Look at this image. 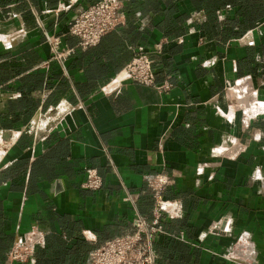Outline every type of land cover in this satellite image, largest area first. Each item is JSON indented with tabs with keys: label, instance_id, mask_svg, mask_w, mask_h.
<instances>
[{
	"label": "crops",
	"instance_id": "0c3cea01",
	"mask_svg": "<svg viewBox=\"0 0 264 264\" xmlns=\"http://www.w3.org/2000/svg\"><path fill=\"white\" fill-rule=\"evenodd\" d=\"M98 1L0 0V264H88L152 222L155 176L156 264H264V0H118L121 24L83 51L68 26ZM47 36L75 50L65 69ZM139 50L169 91L122 76Z\"/></svg>",
	"mask_w": 264,
	"mask_h": 264
},
{
	"label": "built area",
	"instance_id": "2783aa9c",
	"mask_svg": "<svg viewBox=\"0 0 264 264\" xmlns=\"http://www.w3.org/2000/svg\"><path fill=\"white\" fill-rule=\"evenodd\" d=\"M122 14L118 0H100L78 11L68 26V34L78 39L77 48L88 50L95 47L103 36L121 24ZM51 59L63 69L65 61L74 54L73 48H62L59 37L47 36ZM122 76L132 82L154 87L159 92L169 91L171 85L155 84V71L150 53L139 50L125 67ZM85 180L81 187L95 192L102 187V178L93 168L84 171ZM166 185L163 176H155L148 182L154 194L152 222L137 215L132 224L133 232L106 240L90 253L88 264H156L157 254L153 244L157 233L162 231L158 218L167 213V202L163 201L162 190ZM128 199L132 201L131 196ZM33 256V245L26 238H19L9 252L11 262L26 263Z\"/></svg>",
	"mask_w": 264,
	"mask_h": 264
},
{
	"label": "rangeland",
	"instance_id": "374dc122",
	"mask_svg": "<svg viewBox=\"0 0 264 264\" xmlns=\"http://www.w3.org/2000/svg\"><path fill=\"white\" fill-rule=\"evenodd\" d=\"M0 152H1V150H0ZM0 155H1V153H0Z\"/></svg>",
	"mask_w": 264,
	"mask_h": 264
}]
</instances>
